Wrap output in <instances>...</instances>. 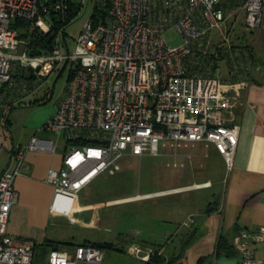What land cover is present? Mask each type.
Here are the masks:
<instances>
[{"label":"built area","instance_id":"built-area-1","mask_svg":"<svg viewBox=\"0 0 264 264\" xmlns=\"http://www.w3.org/2000/svg\"><path fill=\"white\" fill-rule=\"evenodd\" d=\"M223 3L108 0L102 20L94 22L90 16L84 20L72 52L59 35V47L30 56L25 50L18 52L20 41L12 21H32L46 33L50 28L46 15L64 14L65 0L48 6L40 0H0V87L11 84L14 63L30 68L37 77H47L61 63L73 70L54 114L38 131L55 139L34 135L25 147H14L0 175V264H101L104 258L101 249L78 245L50 249L37 262L34 242L7 232L10 209L17 200L13 183L28 149L64 152L62 167L49 168L44 182L55 190L51 212L69 219L86 209L78 204L80 192L99 177L118 173L125 155L158 156L166 145L212 143L231 168L238 127L226 123L230 98L213 76L211 62L205 65L211 56L208 36L225 18ZM242 10L248 29L264 24V0H243ZM169 29L181 36L178 45L167 41ZM222 38L227 40L224 34ZM215 48L211 54L216 60L230 51L222 44ZM232 67L236 71L234 63ZM263 241L264 226L241 230L236 241L239 264H262L253 247ZM131 253L147 261L152 249L135 245Z\"/></svg>","mask_w":264,"mask_h":264},{"label":"rangeland","instance_id":"rangeland-1","mask_svg":"<svg viewBox=\"0 0 264 264\" xmlns=\"http://www.w3.org/2000/svg\"><path fill=\"white\" fill-rule=\"evenodd\" d=\"M72 2L79 5L81 0ZM82 2L80 13L66 28V44L70 52L74 49L84 20L91 15L95 0ZM224 3L225 18L220 28L208 36L209 51H215L219 44L224 47L232 45L235 51L244 56L251 54L253 49L261 51L256 31L245 25L243 0H224ZM261 30H264V24ZM222 34L227 37L226 41H223ZM165 37L172 46L178 45L181 40L175 29L167 30ZM19 41L18 52L23 50L24 45L22 39ZM225 60H218L217 68L213 70V76L221 85H224V75L228 69ZM69 71L70 65L61 63L47 77L34 82L35 93L25 102L46 94L48 101L17 108L13 114L12 129L18 130L15 129L14 120H25L29 109L54 108L64 96ZM26 73L28 75L27 70ZM37 135L54 138L48 132ZM60 141L63 142V139ZM222 158L212 143L186 147L166 145L158 156L125 155L118 173L101 176L81 191L80 198L86 204L80 206L88 210L94 204L96 214H92V210H84L85 227H68L72 242L97 241L122 247L123 252L107 249L101 264H140L141 260L131 253L135 245L154 251L162 250L166 258L176 256L187 231L196 230L197 236H200L210 225H215L228 176V168ZM68 221L74 225L79 223L77 216H72ZM190 246L175 264H190Z\"/></svg>","mask_w":264,"mask_h":264},{"label":"crops","instance_id":"crops-1","mask_svg":"<svg viewBox=\"0 0 264 264\" xmlns=\"http://www.w3.org/2000/svg\"><path fill=\"white\" fill-rule=\"evenodd\" d=\"M254 31L261 51L253 49L245 56L239 52L236 60L235 54L232 58L225 54L221 56L228 64L223 80L224 90L230 98L226 123L238 127L237 146L232 166L228 169L220 213L214 220L215 225H210L200 236L195 230V239L189 247L190 264H195L201 255H209L205 264H239L238 234L244 229L264 226V30L260 27ZM211 53L213 51L210 55L214 57ZM34 90L21 98V105L0 114V175L9 164L13 148L25 147L55 112V106L29 109L25 120H14L18 130L12 129L14 112L26 105L25 100L34 95ZM42 138L55 139V136ZM63 154L62 149L54 153L25 151L20 173L13 183L17 200L8 217L7 232L10 235L36 243H74L68 227H85L84 210L74 214L79 221L75 225L69 223L68 217L51 212L55 190L44 179L49 168L58 170L62 167ZM78 204H86L80 195ZM90 206L85 211L92 210L95 215L94 204ZM219 236L225 239V245L220 254L215 255ZM253 248L254 256L264 264V241Z\"/></svg>","mask_w":264,"mask_h":264},{"label":"trees","instance_id":"trees-1","mask_svg":"<svg viewBox=\"0 0 264 264\" xmlns=\"http://www.w3.org/2000/svg\"><path fill=\"white\" fill-rule=\"evenodd\" d=\"M42 6H48L51 2L55 0H40ZM68 8L64 14H59L58 12L49 11L46 15V19L50 25L48 32L44 33L40 29L34 26L32 21L25 20V19H15L11 24V28L17 32L18 38L23 40V50L27 52L28 55H42L46 53L52 52L54 49L59 47L58 37H60L66 42V28L68 25L78 16L81 11L82 3L80 2L79 5H75L72 0H65ZM41 6V7H42ZM225 3L222 4L224 8ZM108 8V0H95L93 4V10L91 12L90 17L94 20V22H98L102 20L107 13ZM225 41V40H223ZM229 52L233 53L230 54L229 52H225L220 54V57L216 60V58L209 57L205 61V65L209 66L207 63L211 62L210 69L217 68L218 60L221 59L222 55L225 54L226 56L232 58L235 54V60L238 59L237 53L232 47V45H228ZM250 52V51H249ZM251 53V52H250ZM215 60V61H214ZM28 71V75L26 73ZM247 74H249L247 72ZM73 70L69 71V76L67 81L72 77ZM44 77H37L33 70L27 67L20 66L18 63H14L12 66L11 71V84L10 85H3L0 87V114H3L4 111H11L15 106L21 105V98L26 96L30 91L36 88L34 82L42 79ZM48 101V95L46 94L44 97L35 98L26 102L25 104L28 106H36L40 104H44ZM88 143V142H82ZM195 231H187L184 234L183 241L180 244L179 252L176 256H170L166 258L163 256L162 250L154 251L152 250V255L150 256L149 260L147 261H140V264H175L184 251L187 249L189 244L193 242ZM34 250H35V259L36 261H41L45 257V253H47L50 249L53 248H63V247H74L78 245H91L101 249L104 252L107 249L116 250L118 252H123L122 247L114 246L110 243H99L97 241L93 242H80V243H36L34 242ZM225 245V239L222 236H219L218 242L215 248V255L220 254V250ZM187 252V251H186ZM209 256V255H208ZM207 255H201L197 257L195 264H205L206 259L208 258ZM104 259V258H103Z\"/></svg>","mask_w":264,"mask_h":264}]
</instances>
